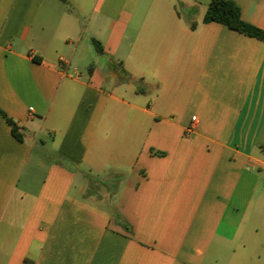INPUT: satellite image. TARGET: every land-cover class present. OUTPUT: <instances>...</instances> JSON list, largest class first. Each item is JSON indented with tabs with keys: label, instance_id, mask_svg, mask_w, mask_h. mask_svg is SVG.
I'll return each instance as SVG.
<instances>
[{
	"label": "crops",
	"instance_id": "crops-1",
	"mask_svg": "<svg viewBox=\"0 0 264 264\" xmlns=\"http://www.w3.org/2000/svg\"><path fill=\"white\" fill-rule=\"evenodd\" d=\"M210 2L0 0V264H264V41Z\"/></svg>",
	"mask_w": 264,
	"mask_h": 264
},
{
	"label": "trees",
	"instance_id": "trees-1",
	"mask_svg": "<svg viewBox=\"0 0 264 264\" xmlns=\"http://www.w3.org/2000/svg\"><path fill=\"white\" fill-rule=\"evenodd\" d=\"M203 22L219 23L229 27L232 30L264 41V31L252 24L245 22L242 19L240 8L236 4L228 0H211ZM192 27H195V25H193ZM94 43L97 51L99 53H103L104 51L100 43L96 41H94ZM0 115L6 118V120L12 127V133L14 137L19 141H23L24 135L20 132V129L17 127V125L12 120L8 119L1 110Z\"/></svg>",
	"mask_w": 264,
	"mask_h": 264
},
{
	"label": "built area",
	"instance_id": "built-area-1",
	"mask_svg": "<svg viewBox=\"0 0 264 264\" xmlns=\"http://www.w3.org/2000/svg\"><path fill=\"white\" fill-rule=\"evenodd\" d=\"M31 111H33V108H31ZM196 117H193V122H195L196 121ZM192 129V128H191Z\"/></svg>",
	"mask_w": 264,
	"mask_h": 264
}]
</instances>
